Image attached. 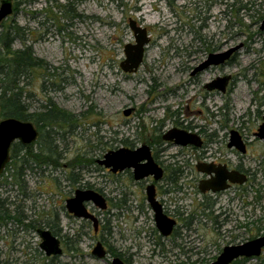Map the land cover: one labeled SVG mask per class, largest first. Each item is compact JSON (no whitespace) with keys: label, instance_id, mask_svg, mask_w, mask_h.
<instances>
[{"label":"rangeland","instance_id":"1","mask_svg":"<svg viewBox=\"0 0 264 264\" xmlns=\"http://www.w3.org/2000/svg\"><path fill=\"white\" fill-rule=\"evenodd\" d=\"M15 2L18 12L5 25L24 28L25 46L48 67L37 70L26 86L28 112L37 114L52 104L77 116L72 128L55 130L50 138L43 132L32 146L35 153L51 143L61 154V166L35 165L26 157L24 197L12 184V166L0 178V200L11 214L21 206L24 224H54L76 241L75 252H66L63 245L66 255L52 264H110L109 254L103 260L89 255L96 240L92 225L69 218L65 210L73 190L88 186L109 200L102 212L88 204L99 225L109 230L99 233V239L107 250L129 256L131 264H211L233 236L243 241L264 232V144L254 136L264 116V30L260 29L264 0ZM130 20L147 30L149 43L139 68L124 73L119 67L124 46L134 44ZM21 47L14 41L13 50ZM234 47L238 49L227 63L190 77L189 70L209 53ZM226 75L232 83L224 95L203 89ZM132 108L130 116H123ZM174 127L202 136L205 147L158 146L167 165L187 174L178 180L179 192L164 194V180L158 184V200L177 222L174 236L162 238L146 202L149 182H134L127 173L115 177L96 163L80 170L72 166L76 158L102 159L122 147L123 140L129 149L150 147L141 139L150 141L157 134L164 142L162 135ZM232 130L246 145V154L227 148ZM209 137L212 141L206 143ZM199 161L237 167L249 175L248 180L217 196L201 194L197 189L201 176L195 169ZM118 201L126 202L125 208H116ZM14 233L16 244L11 247ZM39 244L37 233L24 232L23 239L20 224L0 222L2 264H46ZM242 264H264V251Z\"/></svg>","mask_w":264,"mask_h":264},{"label":"water","instance_id":"2","mask_svg":"<svg viewBox=\"0 0 264 264\" xmlns=\"http://www.w3.org/2000/svg\"><path fill=\"white\" fill-rule=\"evenodd\" d=\"M13 14L11 0L0 1V25ZM129 28L134 36V44H126L124 46V60L120 62L119 67L124 73L135 72L143 62L145 47L149 43L147 30L137 25L135 21H129ZM264 30V20L260 26ZM237 47L231 48L221 53L210 54L198 67L194 69V73L203 71L210 66H218L229 60L231 55L237 50ZM231 80V76L217 77L211 82L204 85L207 91H218L221 94L226 92V88ZM133 109H126L122 112L123 116L128 117ZM255 137L260 139L264 144V116L262 123L259 125ZM38 131L29 121H21L15 118H5L0 120V175L4 171L6 165L10 162V148L15 142L21 145H30L36 142ZM164 142L172 143L175 146L185 148L192 146L200 148L202 140L195 133L188 132L179 128H171L162 135ZM228 149H235L241 154L246 153L245 145L239 134L232 130L229 134L227 143ZM96 164L100 167L108 169L112 174L123 172L126 169L132 171L134 181H141L152 177L154 181L162 178L163 171L155 163L152 158L150 147L141 145L134 149L120 147L116 150L108 151L103 155L102 159L97 160ZM196 171L201 174L208 175L210 178L202 180L198 183L200 193L206 192H222L228 189L230 185H243L246 182V176L235 170H227L225 165H213L205 163H197ZM146 202L152 213L155 228L159 235L166 238L171 235L176 221L164 214L162 206L155 198L154 185H148L145 188ZM86 203H91L99 210L106 209V202L102 195L94 190H76L74 196L65 201L66 211L80 220L90 221L97 231L98 220L88 212L85 207ZM41 239L40 250L46 256L60 255L61 249L58 241L48 231H38ZM264 248V236L246 242L243 245L228 246L223 249L222 254L212 264H229L239 257H259ZM92 255L97 259L105 257V251L100 242L96 243L92 250ZM111 264H124L121 259L113 258Z\"/></svg>","mask_w":264,"mask_h":264},{"label":"trees","instance_id":"3","mask_svg":"<svg viewBox=\"0 0 264 264\" xmlns=\"http://www.w3.org/2000/svg\"><path fill=\"white\" fill-rule=\"evenodd\" d=\"M52 0H47L50 3ZM18 3L13 5V15L18 12ZM4 20L0 27L3 28L0 32V119L15 118L21 121L31 122L35 128L39 131V139L43 137L45 132L46 137L50 138L51 133L55 130L60 131L64 127L72 128L77 123V116L72 115L56 106L49 104L41 112L37 114L28 112V105L25 104V100L29 98L27 95L26 86L30 84L31 79L35 77L37 70L47 71V64L41 59L34 56L31 47L25 46L24 39V28L19 27L16 24L5 25ZM14 41H19L22 45L20 49L13 50L12 46ZM39 76V75H38ZM43 73L40 78H43ZM57 134V132H56ZM155 136V135H154ZM38 139V140H39ZM38 140L35 144L38 143ZM142 142L149 144L150 148L154 152V159L157 160L159 157L158 146L163 144L161 137H153L152 140L147 141L141 139ZM212 138H208L207 142H211ZM122 147H127V140L121 141ZM55 147L51 143L47 142L42 145L35 153L32 152L31 146H24L18 142L11 145L10 148V162L6 165L5 172L9 167H13L12 171V184L17 186L18 189L24 193V165L28 164L26 157L33 162L35 165H53L60 167L58 162L62 159L61 154H56ZM20 153H23L20 156ZM26 154V156H24ZM89 163V164H88ZM96 161H82L80 158H76L73 164V169H82L85 165H91ZM172 165H167V185L169 186L168 192L175 191L179 192L181 187L177 186L178 180L183 176V170L180 167L174 168ZM32 169V168H31ZM4 172L0 178H3ZM10 176V177H11ZM7 183V182H6ZM166 185V184H165ZM87 188H91L88 186ZM163 193H166L163 191ZM123 200V199H122ZM125 201V200H123ZM123 204L118 201L115 205L116 208H122ZM207 206H205V209ZM21 206H17L14 210V214L5 207L4 202L0 200V222L10 221L17 224H22L26 221V216H23L20 210ZM103 230L109 233L106 226H103ZM111 252L112 249L109 248ZM114 253V252H113ZM0 264H2L0 262Z\"/></svg>","mask_w":264,"mask_h":264},{"label":"flooded vegetation","instance_id":"4","mask_svg":"<svg viewBox=\"0 0 264 264\" xmlns=\"http://www.w3.org/2000/svg\"><path fill=\"white\" fill-rule=\"evenodd\" d=\"M11 3H12V9H13V0H11ZM13 15V14H12ZM11 15V16H12ZM10 16V17H11ZM7 20V19H6ZM212 53H214V52H212ZM212 53H209L208 55H207V57L210 55V54H212ZM233 56V54L231 55V57ZM231 57L229 58V60L231 59ZM228 60V61H229ZM228 61H226L225 63H227ZM203 62V61H202ZM202 62H200L197 66H195V67H193V68H191L190 70H189V75H190V77L191 78H194V77H198V76H200V74L201 73H203L204 71H206V70H208L209 68H211V67H216V66H210V67H208V68H206L205 70H203V71H199V72H196V73H194V69L196 68V67H198ZM224 63V64H225ZM224 64H222V65H224ZM212 81V80H211ZM210 81V82H211ZM207 83H209V82H207ZM206 83V84H207ZM231 83H232V77H231V80H230V82H229V84H228V86H227V88H226V92H227V90H228V87L231 85ZM205 85V84H204ZM203 89H204V86H203ZM205 90V89H204ZM205 91H207V90H205ZM207 92H209V93H211V94H217V93H220V92H218V91H216V90H214V91H207ZM225 92V93H226ZM224 93V94H225ZM221 94V93H220ZM224 94H222V95H224ZM133 109V112L135 111V108H132ZM131 115V114H130ZM129 115V116H130ZM35 127V126H34ZM174 128H177V127H174ZM37 130V129H36ZM184 130V129H183ZM38 131V130H37ZM255 134V133H254ZM39 131H38V138H37V140L39 139ZM199 136V135H198ZM200 138H201V140H202V146L200 147L201 149H203L204 147H205V145H204V140H203V137L202 136H200ZM36 140V141H37ZM163 143H165V144H172V143H168V142H163ZM244 143V142H243ZM34 144L35 143H33V144H30V145H24V146H34ZM245 145V144H244ZM245 148H246V145H245ZM150 150H151V155H152V158H153V160L155 161V163L162 169V171H163V175H162V178L159 180V181H154L153 180V178L152 177H149V178H146V179H144V180H141V181H143L144 183L146 182V183H148L149 182V184H147L146 185V187L148 186V185H154V187H155V198H156V200L160 203V205L162 206V210H163V212H164V214L165 215H167L168 217H170L165 211H164V207H163V205H162V203L158 200V197H157V194H158V184L160 183V181H163L164 180V182H165V184H166V188H165V190H163V191H165L166 192V194L167 193H169L167 190L169 189V186L167 185V164H166V158L167 157H164L163 156V150H161L160 152H159V157H158V159L157 160H155L154 159V152H153V150L150 148ZM106 154V153H105ZM246 154V153H245ZM199 163H201V161H199ZM211 164H213V165H225L226 166V168H227V170H229V171H232V170H235V171H237V172H239V173H242V174H244L245 176H246V181L248 180V177H249V175L248 174H246V172H243V170H240L239 168H237V167H231V166H229L228 164H221V163H213V162H211ZM103 168V167H102ZM104 170H105V172H107V173H109V174H111V175H113V176H115V177H117V176H120V175H122V174H125V173H127V174H129V176H130V178L134 181V179H133V176H132V171L131 170H129V169H126V170H124L123 172H118V173H116V174H112V173H110L109 171H108V169H105V168H103ZM196 169V168H195ZM5 170V169H4ZM4 172V171H3ZM2 172V173H3ZM186 174V172H183V174ZM187 175V174H186ZM199 175L201 176L200 177V179L198 180V183L200 182V181H202V180H206V179H209L210 177L208 176V175H205V174H201V173H199ZM1 176V175H0ZM68 181H69V183L70 184H72V183H74V178H73V176L72 175H70L69 176V178H68ZM141 181H134V182H137V183H142ZM236 186V184H233V185H230L229 187H228V189H226L225 191H227V190H229V189H231V188H233V187H235ZM240 186V185H239ZM145 187V188H146ZM78 189H80V190H93V189H91V188H87V187H83V188H76V189H74L73 190V193H72V195L69 197V198H71L72 196H74V192L76 191V190H78ZM197 189H198V185H197ZM95 192H97V193H99L100 195H102L103 196V198L105 199V202H106V209L105 210H99V211H106L107 210V208H108V203H107V195L106 194H102V193H100L99 191H97V189L96 190H94ZM199 191V190H198ZM144 192H145V190H144ZM222 192H224V191H222ZM222 192H217V193H212V192H206L205 193V195H213V196H217V195H219L220 193H222ZM165 194V193H164ZM202 194V193H201ZM23 197H24V193H23ZM146 197V196H145ZM69 198H67V199H69ZM66 199V200H67ZM65 200V201H66ZM109 201V200H108ZM6 203H7V201H6ZM125 203L126 202H122L121 201V204H123V206H122V208L124 207L125 208ZM88 204H91V203H86L85 204V207L87 208V210H88ZM149 206V205H148ZM150 208V207H149ZM66 210V209H65ZM67 212V211H66ZM88 212H90L89 210H88ZM91 213V212H90ZM105 213H107V212H105ZM91 214H93V213H91ZM94 215V214H93ZM23 216H24V214H23ZM67 216H69V218H75L73 215H71V214H69L68 212H67ZM95 216V215H94ZM96 217V216H95ZM97 218V217H96ZM171 218V217H170ZM57 219V218H56ZM75 219H77V218H75ZM173 219V218H172ZM78 220H80V219H78ZM97 220H98V218H97ZM175 220V219H174ZM82 221H84V222H86V223H90L91 225H92V223L90 222V221H86V220H82ZM176 221V220H175ZM48 223H46L45 225H37V226H34L33 224H24V221L22 222V224H20L21 225V232L23 233V239H24V232H31V233H37V235H38V237H39V240H40V242H41V239H40V236H39V232L38 231H48V232H50V234L58 241V243H59V247H60V249H61V254L60 255H51V256H46L45 255V253L42 251V257H44L45 258V260L47 261V263L46 264H52L51 262H53V261H56V259H59V257L60 256H63L64 254H65V252H64V250H63V245L65 246L64 248H66V252L68 251V252H70V253H73V252H75L76 251V249L75 248H72V246L73 245H75L76 244V241H72L73 240V238H70L69 237V235H63V231H60L59 229H57L56 228V226L54 225V224H48ZM155 224V223H154ZM38 226H42V227H39V228H36V227H38ZM103 226L104 225H99V220H98V227H97V231L95 232L94 231V227H93V225H92V227H93V234L95 235V237H96V240H95V243H94V246L96 245V243H98V242H100L101 244H102V247H103V249H104V251H105V257L104 258H106V256L109 254L110 256H111V260L113 259V258H119V259H121L122 260V262L124 263V264H131L130 263V258H129V256H126L125 258H123L120 254H117V253H115L114 251V253L113 252H111L109 249L107 250L106 249V247H105V242H104V240H100L99 239V233H101V232H105L104 230H103ZM176 226H177V222H176V225H175V227H174V230L172 231V233H171V235H169L168 237H166V238H169V237H171V236H174V234H175V229H176ZM233 232H236L235 230H233L232 232H228V233H230L231 235H232V233ZM15 233L17 234V231L15 230ZM12 234V236H10V237H12L13 239V242H11L10 244H8V246L9 245H11V247H12V245H14L15 246V235L16 234ZM161 236V235H160ZM264 236V232H261L260 234H258L256 237H254V238H252V237H249V238H247V239H245V240H243V241H241V240H239L240 239V237L239 236H233L232 238H231V240L227 243V245L226 246H224L220 251H219V253H218V255L214 258V260H213V262H211V264L212 263H214L217 259H218V257L222 254V252H223V249L224 248H226V247H228V246H238V245H243V244H245L246 242H249V241H251V240H253V239H256V238H260V237H263ZM162 237V236H161ZM162 238H164V237H162ZM239 238V239H238ZM239 240V241H238ZM22 244L24 245V241H22ZM40 245V244H39ZM13 246V248H12V250H15V247ZM94 246H93V248H94ZM40 248V247H39ZM93 248L91 249V251H90V256H92L93 258H96V257H94L93 255H92V250H93ZM28 249L29 250H31V248L30 247H28ZM263 251H264V248L262 249V251H261V254L263 253ZM29 255H30V253H28ZM261 254H260V256H261ZM66 255V254H65ZM259 256V257H260ZM103 258V259H104ZM254 257H249V258H246V257H239V258H237V259H235V260H233L231 263H229V264H242V263H244V262H247L248 260H251V259H253ZM256 258H258V257H256ZM97 259V258H96ZM103 259H98V260H103ZM23 264H27V263H23ZM110 264H111V261H110Z\"/></svg>","mask_w":264,"mask_h":264}]
</instances>
